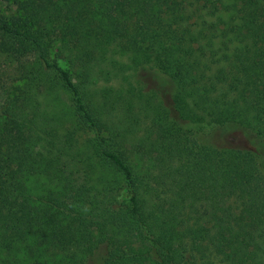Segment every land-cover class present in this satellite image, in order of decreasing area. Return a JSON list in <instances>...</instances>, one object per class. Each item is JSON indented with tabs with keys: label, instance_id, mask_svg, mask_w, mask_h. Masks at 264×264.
Segmentation results:
<instances>
[{
	"label": "trees",
	"instance_id": "trees-1",
	"mask_svg": "<svg viewBox=\"0 0 264 264\" xmlns=\"http://www.w3.org/2000/svg\"><path fill=\"white\" fill-rule=\"evenodd\" d=\"M179 121L264 140V0H0V264H264V160Z\"/></svg>",
	"mask_w": 264,
	"mask_h": 264
},
{
	"label": "rangeland",
	"instance_id": "rangeland-1",
	"mask_svg": "<svg viewBox=\"0 0 264 264\" xmlns=\"http://www.w3.org/2000/svg\"><path fill=\"white\" fill-rule=\"evenodd\" d=\"M2 9L4 10V7ZM123 62L127 63L125 59ZM127 74L128 86L132 90L142 93L155 104L166 103L178 90L176 83L155 67L132 69ZM124 85L127 86V83ZM178 124L202 146L218 150H241L253 154L261 161L264 160V140L257 138L250 131H228L219 127L198 129V127L182 121H179ZM106 256L107 252L101 251L96 256L89 258L87 264H103Z\"/></svg>",
	"mask_w": 264,
	"mask_h": 264
}]
</instances>
